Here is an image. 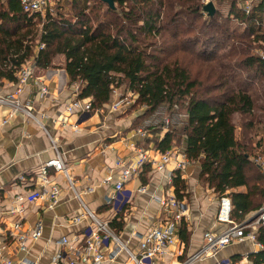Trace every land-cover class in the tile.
I'll list each match as a JSON object with an SVG mask.
<instances>
[{"label": "trees", "instance_id": "obj_1", "mask_svg": "<svg viewBox=\"0 0 264 264\" xmlns=\"http://www.w3.org/2000/svg\"><path fill=\"white\" fill-rule=\"evenodd\" d=\"M60 1L31 15L20 0H0V85L15 84L33 57L37 77L56 69L55 60L63 57L69 84H78L79 98L92 101L91 114L109 108L119 90L121 96L138 95L132 108H144V118L162 106L183 104V127L162 139L150 128L155 148L166 153L182 141L187 159L200 164L201 178L218 197H230L233 221L241 223L263 207L264 181L252 153L264 144V138L253 144L264 132V58L255 53L257 47L264 51V0L249 12L237 0H216L219 6L229 2L227 15L214 4L215 15L206 17L203 0H114L115 9L103 0ZM231 20L244 30L232 28ZM41 44L45 48L35 55ZM188 55L207 70L193 75ZM237 116L244 121L241 140ZM174 185L181 201L180 172ZM113 227L120 232L124 223ZM258 240L264 245V228ZM249 258L264 264V249Z\"/></svg>", "mask_w": 264, "mask_h": 264}, {"label": "crops", "instance_id": "obj_2", "mask_svg": "<svg viewBox=\"0 0 264 264\" xmlns=\"http://www.w3.org/2000/svg\"><path fill=\"white\" fill-rule=\"evenodd\" d=\"M38 79L30 81L18 96L37 120L18 113L7 125L1 126L3 119L9 117L10 110L0 107V246L5 247L4 260H11L15 264L23 261L51 264L61 249L60 241L65 237L76 238L73 248L82 247V232L90 222L88 219L82 220L80 224L67 222L68 218L82 214L80 201L66 176L46 167L48 162L57 158L55 143L74 182L75 191L81 195L84 204L103 221L112 223L116 234L133 251L137 250L142 238L152 227L165 219L166 211L160 205V200L168 199L169 196L181 203L185 217L178 232L179 243L160 259V264H181L201 249L205 233L226 228L217 221L220 197L201 178L200 164L188 160L183 170L176 168V160L181 157V153H185L186 145H183L182 149L175 146L168 151L171 152L172 160L166 169L156 170L148 164L145 170L143 167L138 175L125 184L133 193V199L121 219L124 228L118 232L113 224L119 218L106 204L114 184L119 181L120 172L114 168L115 163L120 158L131 156V142L145 148L155 145L153 136L143 139L134 131L137 127L136 118L144 110L141 109L135 116L131 115L134 113L131 110L124 114L121 111L111 112L110 107L85 116L80 113L70 115L66 109L72 100L73 89L63 63L56 69L41 70ZM42 85L50 89L46 96L40 93ZM15 91L14 83L5 81L0 85V96ZM75 125L78 130L74 129ZM164 135H158V138L162 139ZM261 152H264V148ZM44 172L50 182L61 189L59 203L53 208H48L47 203H28L23 200L30 191L44 186ZM177 172H180L185 182L181 201L176 196L174 185ZM109 176L112 177V183L106 184ZM238 191L246 192V189L239 188ZM20 198H23L22 201H19ZM19 204L23 212L12 213L14 208H19ZM17 222L22 223L23 233L33 231L38 223L43 225L42 237L29 240L26 251L19 250L14 239L6 235ZM183 227L187 230L184 235ZM115 250V247L110 248L108 256L114 254ZM261 251L252 242L245 241L196 264H216L225 259L239 264H253L249 256ZM126 259L125 253H120L113 261L108 259L104 264H119Z\"/></svg>", "mask_w": 264, "mask_h": 264}, {"label": "built area", "instance_id": "obj_3", "mask_svg": "<svg viewBox=\"0 0 264 264\" xmlns=\"http://www.w3.org/2000/svg\"><path fill=\"white\" fill-rule=\"evenodd\" d=\"M20 2L23 5L24 11L35 15L37 13L43 14L48 8H51L54 0H20ZM245 10L249 12L251 7L248 5ZM44 48V44L37 47L35 49V55ZM35 71L36 66L33 57L17 73L18 81L15 83L16 91L13 94L0 96V107H6L10 110L9 117L3 119L1 126L7 125L10 119L18 113H23L37 120L28 106L22 104L18 98L24 87L30 81L39 80ZM72 89V100L67 106V113L70 115L80 113L82 116L91 114L93 110L91 99L79 98L80 89L78 84H73ZM49 92L50 89L48 86H41L40 93L42 96H46ZM118 97L110 105L111 112H118L125 106L127 108L131 107L132 100L135 102L138 95L134 94L133 91H129L125 96ZM166 124H169L168 118L166 119ZM74 129L78 130L76 125ZM134 131L136 135L143 139L152 137V134L145 127H139ZM55 148L57 150V158L48 162L46 167L53 168L56 172L66 176L82 207V214L68 218L67 222L70 224H80L82 220L88 219L90 224L82 232L84 235L82 247H72L76 238H63L60 241L61 249L56 253L51 264H104L108 259L113 261L120 253H125L127 259L119 264H160V259L179 243L178 232L185 217V211L181 203L175 197L170 196L168 199L160 200V205L166 211L165 219L154 225L151 231L142 238L137 250L133 251L116 234L111 226L112 223L103 221L84 204L81 195L75 191L74 182L69 175L70 173L65 166L56 143ZM130 148L132 151L131 156L120 158L115 163L114 168L120 172L119 181L114 184L113 192L107 197L106 202L108 206H111L116 217L119 218L117 221H121L133 199V193L125 187V184L131 178L138 175L146 165L150 164L156 170H164L172 160L171 152L161 153L154 146L145 148L138 143L131 142ZM187 162L188 159L185 153H181V157L176 160V168L183 170ZM253 162L258 166L264 181V152L253 157ZM47 177L46 172H44L42 175L44 186L30 191L25 199L20 198L19 201L23 199L28 203H47L48 208L57 206L61 196V189L58 185L51 183ZM111 181L112 177L109 176L105 183L111 184ZM22 212L23 210L20 204L19 208H14L12 211V213L18 214ZM231 212V199L227 195L220 197V210L217 221L221 225H225L226 228L218 232L209 231L205 233L201 249L187 257L181 264H196L216 255L229 246L245 241L252 242L259 250L264 249V245L258 240V232L261 228H264V206L241 223L232 220ZM22 229L23 225L21 222L14 223L12 229L6 235L7 238L14 239V243L18 244L19 250L26 251L29 240H38L42 237L43 225L42 223H38L36 228L28 233H23ZM112 247H115L116 250L109 257L107 251ZM4 248V246H0V264H15L11 260L3 259ZM20 264L31 263L23 261ZM216 264L239 263H235L231 259H225Z\"/></svg>", "mask_w": 264, "mask_h": 264}, {"label": "rangeland", "instance_id": "obj_4", "mask_svg": "<svg viewBox=\"0 0 264 264\" xmlns=\"http://www.w3.org/2000/svg\"><path fill=\"white\" fill-rule=\"evenodd\" d=\"M57 1H59V0H54L53 6H52L53 8L55 7V2H57ZM237 1H238V4H239V7H242L243 9H245L246 7H248V5L250 7L255 6V4L258 3L260 0H237ZM209 2H212L213 4H216L217 6H219V4H218V2L216 0H203L202 1V3L205 4V5L207 3H209ZM59 4L62 5V6H65L66 5V0H61L59 2ZM228 4H229V2L224 1V3L222 5H220V6H222V8H220V9H221V12L223 13V15H227V13H228V7H229ZM63 11H65L68 14L71 13L69 7H64ZM203 14L205 15V17L207 16L206 15L207 14L206 12L205 13L203 12ZM230 22H231L230 23V26L232 28H234V29H237L239 32H242L244 30V28H245L242 25L241 26L238 25V23L235 22L234 20H231ZM222 23H223V21H222ZM263 23H264V20H263ZM200 46L201 45H198L196 47V50H195L196 53H198L200 51ZM254 47H256V46L254 45ZM152 51L153 50L151 48L150 52H152ZM152 53L155 54V52H152ZM255 53L256 54H259L260 56H262L264 58V51L261 48L257 47L255 49ZM188 58L190 59V61H193L195 63L194 66L192 67L193 75H195L196 72L199 69H204L205 71L207 70L205 68H202L201 64H199L200 63V60L198 58H196L195 56H189ZM55 63H56V65H60L61 63H63V57H59L58 59H56L55 60ZM243 75H244V71H243ZM125 94H127V93H125ZM121 95H123L122 94V91L119 90V95H117V96L115 95V99L113 101H115L117 98H119L118 96H121ZM134 104H135V102L132 100L131 107L127 108V106H125L120 111L124 114L125 112L131 110L132 112H134L131 115L135 116V115H138V111H140L141 109L144 110V108H141L140 105H136L134 108H132ZM139 117L136 118V122H137L136 123V126L137 127H135L136 129L139 128V127H142V128L145 127L151 133L150 128H154V132L159 133L158 135L165 134L168 130L171 131V130H174L175 128H181V127H183V125L185 124L184 123L185 122V119H186V116H185V108H184V105L183 104L182 105L179 104L176 108H173V109H168L166 106H162L155 113H153L151 115H148L145 118L144 117H141V115ZM167 118L169 120V124H166V119ZM235 124H236V135H237L238 139L241 140L242 139V135L244 133V127H243L244 121H242L237 116L235 118ZM260 138L261 139L264 138V132H262V133L260 132L259 133V136L256 138V140L253 143L254 146L256 145V142ZM183 145L184 144H183L182 141H178L177 142L178 149H182ZM262 148H264V144H263V147H260V150L259 149H258V151L255 150L252 153V158L253 157H256L259 153H262L261 152Z\"/></svg>", "mask_w": 264, "mask_h": 264}, {"label": "water", "instance_id": "obj_5", "mask_svg": "<svg viewBox=\"0 0 264 264\" xmlns=\"http://www.w3.org/2000/svg\"><path fill=\"white\" fill-rule=\"evenodd\" d=\"M110 8L115 9V2L114 0H103ZM204 12H206L209 16H214L216 13L215 6L212 2H209L204 7Z\"/></svg>", "mask_w": 264, "mask_h": 264}]
</instances>
